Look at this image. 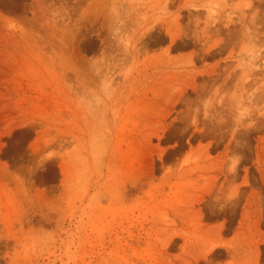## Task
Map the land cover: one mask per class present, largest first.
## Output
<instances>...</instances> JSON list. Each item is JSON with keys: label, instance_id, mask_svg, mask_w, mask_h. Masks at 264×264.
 <instances>
[{"label": "rangeland", "instance_id": "1", "mask_svg": "<svg viewBox=\"0 0 264 264\" xmlns=\"http://www.w3.org/2000/svg\"><path fill=\"white\" fill-rule=\"evenodd\" d=\"M0 264H264V0H0Z\"/></svg>", "mask_w": 264, "mask_h": 264}]
</instances>
